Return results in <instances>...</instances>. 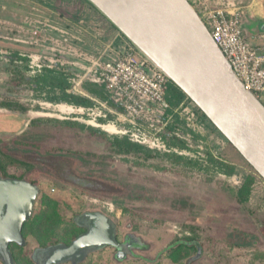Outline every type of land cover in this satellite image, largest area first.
<instances>
[{
  "label": "rangeland",
  "instance_id": "374dc122",
  "mask_svg": "<svg viewBox=\"0 0 264 264\" xmlns=\"http://www.w3.org/2000/svg\"><path fill=\"white\" fill-rule=\"evenodd\" d=\"M189 1L199 14L233 7L245 12L247 4ZM124 42L131 43L88 0H0L2 172L39 186L34 216L46 198L60 204L50 243L61 240L78 217L99 211L115 223L119 243L138 246L121 260L107 247L81 264H264V179L201 110L202 129L191 132L192 147L166 138L170 152L144 147L121 154L117 144L126 137L93 126V111L82 114L78 106L52 100L61 92L38 82L47 70L63 72L74 91V79L90 68L88 59ZM84 88L99 91L88 82ZM91 97L106 100L103 93ZM223 165L234 174H225ZM177 242L195 243L196 249L184 250L186 258L174 262L167 249ZM40 248L29 236L18 264H36L32 258Z\"/></svg>",
  "mask_w": 264,
  "mask_h": 264
},
{
  "label": "water",
  "instance_id": "95a60500",
  "mask_svg": "<svg viewBox=\"0 0 264 264\" xmlns=\"http://www.w3.org/2000/svg\"><path fill=\"white\" fill-rule=\"evenodd\" d=\"M156 67L163 71L264 179V103L239 80L189 0H88ZM40 194L26 179L0 175V261L15 264L12 244L26 245L25 223ZM86 228L70 245L35 250L36 264H81L92 252L113 247L126 257L117 227L102 212L77 218Z\"/></svg>",
  "mask_w": 264,
  "mask_h": 264
},
{
  "label": "built area",
  "instance_id": "2783aa9c",
  "mask_svg": "<svg viewBox=\"0 0 264 264\" xmlns=\"http://www.w3.org/2000/svg\"><path fill=\"white\" fill-rule=\"evenodd\" d=\"M244 15L240 7L205 9L200 14L239 80L261 100V96L264 98V50L259 54V49L246 38ZM110 49V53L105 51L98 58L88 59L90 68L74 79V92L91 98L96 108H76L82 114L93 111L92 115L88 113L93 126L122 135L150 150L170 152L166 138H181L192 147L191 132L202 129L198 125L197 105L188 98L179 107H173L168 101L170 78L132 43L124 42L116 51ZM35 66L42 68L39 64ZM84 82L98 86L106 100L99 101L85 93ZM101 119L104 123H100ZM170 127L173 130L168 132ZM185 131L189 132L187 136ZM180 155H188L187 150Z\"/></svg>",
  "mask_w": 264,
  "mask_h": 264
},
{
  "label": "trees",
  "instance_id": "16d2710c",
  "mask_svg": "<svg viewBox=\"0 0 264 264\" xmlns=\"http://www.w3.org/2000/svg\"><path fill=\"white\" fill-rule=\"evenodd\" d=\"M38 82L42 84V86L44 87H49L54 91L59 90L61 92L60 96H55L52 99L54 101L69 103L78 107H85V108H91L96 105L89 97L75 93L72 90V85L69 81V75L64 74L63 72L47 70V72L44 75L39 76ZM83 90H87V89L84 88ZM172 90L175 91L176 94L175 97L170 94ZM85 93L91 96L101 93V90L99 88L98 93H92L87 90ZM186 99H188L187 95L173 82H171L168 90L169 103L173 107H179ZM145 149L146 148L142 146L131 143L128 139L120 140L118 141L117 144V151L118 153L121 154H130L133 152L139 153L145 151ZM223 167L226 169L225 174L229 176L234 174L233 167L227 165H223ZM2 170L3 169L0 165V175L3 178H15L8 176L7 174H4ZM17 179H25V178H17ZM242 191L243 194H249V190L247 188H244ZM43 206L45 208L42 209L36 216H34L33 214L34 217L32 216L25 223L23 227L22 233L26 240V245H27V238L29 236H34L41 244L42 249L51 246L61 245V244L70 245L80 235H82L87 231L85 227H82L78 223H74V226L67 231V234L64 235L61 238V240L50 243L52 236L56 235L57 228H59V224L61 221V217L59 214L60 204L51 200L50 198H46L45 201L43 202ZM25 246H20L18 244H12L10 246V250L13 255L15 264H18V262L20 261V252ZM192 249H196L195 243L177 242L174 245L170 246L167 249V251L173 250L171 254V258L173 259L174 262H180L182 259L186 258V256L184 255L185 254L184 250L189 251ZM33 262L35 263L34 260Z\"/></svg>",
  "mask_w": 264,
  "mask_h": 264
},
{
  "label": "crops",
  "instance_id": "0c3cea01",
  "mask_svg": "<svg viewBox=\"0 0 264 264\" xmlns=\"http://www.w3.org/2000/svg\"><path fill=\"white\" fill-rule=\"evenodd\" d=\"M246 3L245 15L248 17L244 26L248 41L259 51L264 50V0H238Z\"/></svg>",
  "mask_w": 264,
  "mask_h": 264
},
{
  "label": "flooded vegetation",
  "instance_id": "af4514ba",
  "mask_svg": "<svg viewBox=\"0 0 264 264\" xmlns=\"http://www.w3.org/2000/svg\"><path fill=\"white\" fill-rule=\"evenodd\" d=\"M110 25H112V24L110 23ZM134 242H136V241H134ZM134 242H131V244H129V245H127V243L126 244L122 243V246H123L122 249L125 251V253H131L134 248H138ZM116 252L118 254L119 250L116 249ZM117 254H116V256H117Z\"/></svg>",
  "mask_w": 264,
  "mask_h": 264
},
{
  "label": "bare ground",
  "instance_id": "6f19581e",
  "mask_svg": "<svg viewBox=\"0 0 264 264\" xmlns=\"http://www.w3.org/2000/svg\"><path fill=\"white\" fill-rule=\"evenodd\" d=\"M64 107H65V106H64ZM70 110H71V109H70ZM70 110H68V111H70ZM111 129H112V130H114V128H113V127H111Z\"/></svg>",
  "mask_w": 264,
  "mask_h": 264
}]
</instances>
